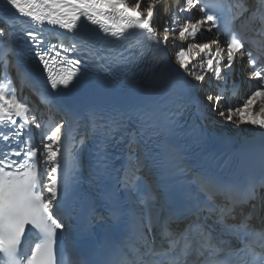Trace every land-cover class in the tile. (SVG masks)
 Here are the masks:
<instances>
[{
	"label": "snow or ice",
	"instance_id": "snow-or-ice-1",
	"mask_svg": "<svg viewBox=\"0 0 264 264\" xmlns=\"http://www.w3.org/2000/svg\"><path fill=\"white\" fill-rule=\"evenodd\" d=\"M158 2L152 0L147 7V16L142 17L140 0H136L134 5L127 0H0V38L14 43L17 30L23 31L26 43L47 73L45 83L50 84L51 90L62 87L71 91L76 86L74 81L79 82L83 59L111 63L123 58L122 53L119 56L109 55L112 49L106 48L105 44L128 39L125 34H133L132 30H136L134 34L143 36L146 41L161 43L155 37L156 27L152 23L153 6ZM196 2L186 0L187 7L180 11L195 8ZM213 7L214 11H208L209 5L202 4L199 11L204 15L197 22H189L180 28L178 35L181 40L190 35L195 41L205 22H210L207 30L216 29L214 35L217 37L224 35V47L217 39L211 43L193 42L188 49L180 48L177 57L184 72L177 69L178 76L183 77L187 72L194 75L196 81L202 82L192 84L185 77L187 87L194 90H203L205 83L211 88L213 78L223 80L226 85L235 72L234 63L239 54L247 56L248 62L253 65L254 77L264 81V69L256 67L258 63L264 64V60L258 62L251 48L246 46L243 33L237 29L239 21L240 26L254 37L264 40V0H213ZM20 17L30 19L17 25L15 22ZM88 22L98 26V33L102 32L104 36L98 35L94 41L82 37L81 30L87 28ZM45 23L64 31L60 32L55 27L45 29ZM24 24L26 29L22 27ZM164 33L163 42L167 44L168 34L176 35L177 30L166 23ZM108 36L112 40H108ZM212 44L216 45L215 49ZM225 47L226 62L223 60ZM191 49L207 52V57L200 64L203 69L206 63L207 71L213 74L207 82L203 72H195L185 62ZM70 52L76 54L75 58L68 55ZM10 66H15L14 62ZM17 71L25 77L31 89L46 103H51L49 90L42 88L27 74L19 73L18 67ZM216 87V95L210 92L206 95L213 111L221 106L224 99L223 92L219 91L222 86ZM7 92V84L0 86V264H88L75 248L68 253L71 259L66 262L63 246L60 261L57 260L58 236L62 238L67 229L57 199L58 180L62 179V194L66 195L78 182L77 174L81 170L75 137L72 146L62 153V125H53L50 134L42 132L40 143L35 144L31 130L24 131L29 124V106L15 95L8 97ZM243 99V104L237 108L228 107L226 119L231 121L235 116L240 123L264 129V83L255 85L254 90ZM258 102L259 111L254 113L252 109ZM245 112H248L247 117ZM218 115L224 117L225 111H219ZM65 116L79 128L77 114L66 112ZM202 116L206 118L207 112ZM16 118L22 122L18 123ZM136 119L140 136H147L145 143L161 134H172L176 124L169 120L163 128L155 127L158 115L152 108L138 111ZM31 122L38 129L42 127L34 115ZM86 124L87 131L80 136L79 144L85 142L88 134L98 133L102 137L96 145L95 179L103 182L108 175L106 142L120 128V120L116 115L105 116L92 111L86 118ZM149 128L154 130L147 132ZM129 135L131 139L123 175L117 181L118 187L113 191L106 183L103 184L99 195L103 211L94 209L93 223L112 221L124 232V236L108 250L101 264H264V228L250 224L251 214L245 216L242 213L239 223L228 222L235 220L237 204H249L257 199V189L264 188V180L245 185L243 195L236 200L234 186L221 185L211 177L197 175L192 179L196 191L183 203L178 206L170 202L161 204L155 193L141 192L143 178L139 173L143 160L136 155L140 151L136 134ZM260 135L264 136V132ZM165 143L159 147H164ZM58 169L63 173L60 177ZM44 177L50 183H43ZM217 195H222L228 204H217ZM181 224L183 227H180Z\"/></svg>",
	"mask_w": 264,
	"mask_h": 264
},
{
	"label": "bare ground",
	"instance_id": "bare-ground-1",
	"mask_svg": "<svg viewBox=\"0 0 264 264\" xmlns=\"http://www.w3.org/2000/svg\"><path fill=\"white\" fill-rule=\"evenodd\" d=\"M127 2L130 5H134L136 0H127ZM150 3H152V0H140L142 17L147 16V7L149 6ZM186 7H187L186 0H168L167 2H165V0H159V2L155 3L153 6L154 17L152 23L156 27L155 37L160 38L162 41H164V36H165L164 28L166 26V23L170 28H175L177 30L176 35H172L171 33L168 34L167 44L163 42L164 47L160 50V54L165 61L176 64L180 72H184V69L180 68L179 59L177 57V52L180 50V48L188 49L189 45L192 44L193 42L211 43V41L213 40V36L211 32L207 30L208 27L206 24H204V26L201 28V32L197 34L195 41H193V38L190 35H186V37L183 40H181V38L178 35L179 29L186 26V24L189 22L194 23L200 19V14L197 11H195L194 8L188 9L187 11H183V12L180 11L181 8H186ZM12 11L13 13H15L14 9ZM15 15L17 16L19 15V13H15ZM81 20H83V17L81 18ZM87 28L98 32V26L92 25L90 22L87 23ZM20 34L21 33L19 32V30H17V34L14 37V43L10 42L6 38H0V63H3L4 60H11L12 58L20 57L21 55L20 53L21 47L19 45ZM173 45H176L178 47H173ZM215 47H216L215 44H212V48L215 49ZM13 51H14V55H13ZM206 57H207V52L200 53L198 49H191V51H188L186 54L185 62L188 64V67L194 69L195 72L197 73L203 72V74L206 77L210 78L212 74L211 72L205 70L206 63L204 64L203 69H201L200 67L201 62H203ZM188 61H190V63H188ZM184 76L191 79H195L194 75H189L187 72L184 73ZM248 94L250 93L245 92V89H241L240 91L237 92V95L234 98H232L231 103L228 104V102H226L225 104H221V106L217 107L215 111L212 110L211 105L205 104L204 112H207V114L210 115L212 118L201 119L204 127L209 131L223 133L225 135L238 133L241 139L250 137L254 132H264V129L257 128L248 123H240L238 121V118L235 116L231 121L226 119L228 107L230 106L232 109H235L238 106L242 105L244 102L243 98ZM18 100H23V99H18ZM26 105H28L30 108L29 124L27 128L36 133L37 138L35 140V144L38 145L40 143L41 128L39 129L36 128L35 123L31 122V117L33 116L31 114L32 104L27 103ZM221 110L225 111L224 117L218 115V112ZM252 111L254 113L259 111V102L252 109ZM244 115L245 117H247L248 112H245ZM41 116H42L41 114L35 115V118L39 123ZM40 168L43 169V165H40ZM44 183H50L47 177H44ZM260 208L262 211H264V199L261 202Z\"/></svg>",
	"mask_w": 264,
	"mask_h": 264
}]
</instances>
